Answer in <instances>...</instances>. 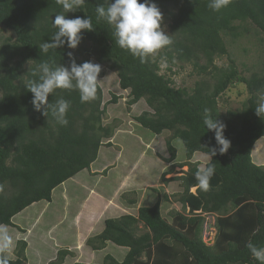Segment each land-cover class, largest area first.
Here are the masks:
<instances>
[{
  "label": "trees",
  "instance_id": "trees-1",
  "mask_svg": "<svg viewBox=\"0 0 264 264\" xmlns=\"http://www.w3.org/2000/svg\"><path fill=\"white\" fill-rule=\"evenodd\" d=\"M152 2L168 13L170 25L165 34L172 43L141 63L115 43L114 29L99 17L96 8L107 6L106 0H84L69 13L56 0H0V32L11 33L10 37L0 36V228L15 227L13 218L35 203H51L56 188L80 172L90 171L100 148L110 146L103 140L113 136L114 128L102 124L107 106L102 108L98 82L95 98L87 103H81L75 89H58L49 97L50 103L59 98L69 101L66 126L37 112L27 89L30 81L38 80L33 71L42 62L70 68L69 52L77 64L90 61L79 60L73 52L91 43L94 48L87 55L117 73L120 89L129 91L127 105L132 107L144 99L152 110L135 121L155 135L172 132V139L182 141L188 160L198 153L209 157L205 168L214 166L215 174L207 190L198 187V164L185 163L189 170L176 179L165 180L163 175L166 183H181L184 191L179 203L187 215L175 212L170 214L171 222L164 219L159 196L153 206L141 207L137 216L106 220L104 230L90 238L88 246L101 251L112 243L128 249L123 261L108 254L102 264H259L247 244L251 241L264 247V166L256 165L252 158L254 145L264 138V120L255 111L264 93V71L245 77L230 55L227 40L243 38L249 30L243 25L253 26L264 37V0H229L218 12L209 8V0ZM58 14L69 19L89 17L93 31L81 33L77 49L64 45L44 52L40 46L57 31L53 20ZM223 57L229 64L219 67L216 60ZM163 62L167 63L166 73H162ZM177 62L192 64L200 76L209 75L212 83L205 77L192 89L178 87L172 78ZM237 84L245 85L248 99L240 110L222 113L221 97ZM118 100L113 95L110 104ZM206 109L227 126L224 136L231 146L226 154H219L215 134L203 123ZM167 145L170 158L165 161L172 163L177 151L170 140ZM213 148L217 149L215 156ZM193 188L195 194L190 192ZM153 192L159 193L157 189ZM123 197L127 200L126 194ZM129 203L135 200L129 199ZM203 213L218 215L212 245L203 240ZM141 224L148 231L138 235ZM18 244L16 259L7 258V264H27V243ZM5 255L0 252V258ZM73 256L61 250L50 264H63Z\"/></svg>",
  "mask_w": 264,
  "mask_h": 264
},
{
  "label": "rangeland",
  "instance_id": "rangeland-1",
  "mask_svg": "<svg viewBox=\"0 0 264 264\" xmlns=\"http://www.w3.org/2000/svg\"><path fill=\"white\" fill-rule=\"evenodd\" d=\"M160 11L164 17L162 27L165 33H168L170 25L168 13L163 9ZM243 27L249 29L244 37L235 42L230 38L227 44L238 70L245 77H250L264 71V37L253 26L243 25ZM0 36L10 37L11 33L0 32ZM93 48L91 43H85L73 54L79 60L89 59L90 62L99 64L95 58L87 55V52ZM201 64L204 65V62L202 61ZM228 64L229 61L225 57L216 60V65L219 67H226ZM99 65L101 72L97 82L103 92L102 108L104 105L107 106L102 124L114 128L113 136L104 139L103 143L110 146H102L101 159L94 170L86 171L83 176L76 177L70 184L66 183L67 185L55 189L51 203L42 202L33 205L12 220L15 227L0 228V231H6L12 239L11 250L6 253L10 260L16 259L19 241L27 243V264H50L57 259L61 250L74 253L73 257L66 258L73 260L71 264H92V262L99 264L108 254L120 259L126 253L125 249L109 244L107 249L101 250V254L96 255L88 247L87 242L103 231L106 220L124 216L126 213L137 215L135 209H130L129 212L128 209L124 210L127 201L124 200L123 195L135 190L138 193L140 191V195L135 197L132 194L127 197L128 201L135 198L139 206H148L151 202L153 204L157 201L159 193L153 192V189H158L160 194H163V198L160 195L161 214L169 222L172 221L171 213L182 212L185 215L188 213L183 211L179 203V196L184 191L181 183L178 181L166 183L162 177L165 175V180L182 177L190 167L185 166L187 165L185 163L198 164L200 168H205L209 157L198 153L188 160L182 141L172 139V132L164 131L161 135H155L137 123L135 117L152 110L148 108L144 99L132 107L128 106L129 91L120 89L117 73L106 65ZM166 67L167 63L163 62L162 73H166ZM173 73L172 78L178 87L192 89L198 80L205 77L212 83L209 75L200 76L199 70H195L190 63L177 62L173 66ZM113 95L119 97L117 104H110ZM248 97L245 85L237 84L221 97L219 107L222 113L227 110H240ZM169 140L177 151V158L172 163L165 161L170 158L167 145ZM106 157L109 163L102 168L105 163L102 159ZM252 158L256 165L264 166V139L255 144ZM181 164L184 166H180ZM133 166L136 172L132 177ZM127 174H130L131 178L125 176ZM123 178H126L125 184L128 187L124 190L120 187ZM190 192L195 194L196 188L191 189ZM96 203H99L100 208L104 210L103 213L95 212ZM202 216H205L203 240L207 244H212L216 236L215 222L218 215L203 213ZM146 231L148 230L141 224L137 233L142 235Z\"/></svg>",
  "mask_w": 264,
  "mask_h": 264
},
{
  "label": "clouds",
  "instance_id": "clouds-1",
  "mask_svg": "<svg viewBox=\"0 0 264 264\" xmlns=\"http://www.w3.org/2000/svg\"><path fill=\"white\" fill-rule=\"evenodd\" d=\"M56 2L62 5L65 12L69 13L80 7L84 0H56ZM228 3L229 0H209L208 6L218 12ZM106 5L97 6L96 11L99 17L104 18L114 29L115 43L120 48L129 51L134 57L139 58L141 63L147 62L149 57L172 43L170 36L165 34L162 27L163 14L152 0H143V2L141 0H106ZM53 26L57 31L40 46L44 52L64 45L70 49H77L82 40L81 33L93 31L89 17L77 16L74 19H69L64 14H58L53 20ZM68 55L71 59L70 68L61 65L52 67L48 62H42L33 71V75H38V80L30 81L27 86V89L33 94L32 104L35 110L47 117L51 115L57 123L63 126L68 124L67 113L70 103L63 98L50 103L49 97L54 95L58 89H75L79 91L81 103H87L95 98L98 76L101 72L99 64L90 61L77 64L72 58V53L69 52ZM29 63L31 64V61ZM255 111L256 115L264 120V93L261 94ZM203 123L208 131L215 134L219 154H226L231 146L230 141L224 136L227 126L214 119L207 109ZM211 152L215 156L217 149L213 148ZM214 174V166L199 168L195 173L198 187L207 190ZM42 202L46 201L33 205ZM29 208L31 207L29 206L16 216L21 215ZM11 247V237L6 231H0V252L6 254L11 250ZM247 248L259 264H264V247H259L249 241ZM0 264H7L6 255L0 258Z\"/></svg>",
  "mask_w": 264,
  "mask_h": 264
},
{
  "label": "crops",
  "instance_id": "crops-1",
  "mask_svg": "<svg viewBox=\"0 0 264 264\" xmlns=\"http://www.w3.org/2000/svg\"><path fill=\"white\" fill-rule=\"evenodd\" d=\"M103 148L101 147L100 148V150H99V155H98V158H97V160L91 165V171H92V169L93 168H95V165H97L98 164V161L101 159V155H100V152H103V150H102ZM110 158V157H109ZM103 160V162H105L104 163V165H102L101 167L103 168V167H105V164L106 163H109L108 162V160H107V157H106V159L104 158V159H102ZM94 170V169H93ZM96 170V172L98 173V171H97V169H95ZM87 170H84V171H82V172H80L79 174H77L76 176H74L73 178H71L70 180H68L67 182H65L64 184H63V186L66 184V183H71V182H73L74 181V179L76 178V177H81V176H83L84 174H85V172H86ZM105 171V170H104ZM103 171V172H104ZM95 172V174H97ZM131 172H132V177H133V175L135 174V169H134V166L132 167V169H131ZM125 176H128V177H130L131 178V176H130V174H127V175H125ZM124 176V177H125ZM127 180H126V178H123V182L120 184L121 186L120 187H122V189L124 190L125 188H128V187H126V184L125 183H127L126 182ZM67 185V184H66ZM164 186H166L165 184H164ZM60 187H62V185L61 186H59L58 188H56V189H59ZM130 188H131V186H130ZM138 190V189H137ZM158 190V189H157ZM56 191V190H55ZM139 191V190H138ZM135 193V194H133V196L135 195V197L139 194L140 195V191H139V193L135 190V191H132V192H129V193H131V194H129V193H127L126 195H127V197L129 198V196H131L132 195V193ZM129 194V195H128ZM169 194V193H168ZM122 195H123V193H122ZM160 195H162V198H163V194H160V192H159V195L157 194V196L159 197ZM128 198H127V200H125V201H127V205H126V207H124V210L126 211L127 209H128V212H129V210L130 209H135L136 210V213H137V215H138V210L141 208V207H144L145 205H140L139 206V203L137 202L138 200L137 199H133V200H135V203L134 204H130L129 203V201H128ZM161 198V199H162ZM158 200V199H157ZM162 201V200H161ZM157 201H155L153 204H152V202L150 203V204H148V206H153L155 203H156ZM49 204V203H48ZM137 204H138V206H137ZM122 207L124 206V205H121ZM95 208H96V210L97 211H95V212H101V213H103L104 212V210L103 209H101L100 208V205H99V203H96V205L94 206ZM94 208V209H95ZM103 211V212H102ZM94 212V213H95ZM99 212H98V214H99ZM91 214H92V212H91ZM125 215H132V216H137V215H133L132 213H126ZM96 217V216H95ZM117 218L119 217V216H116ZM121 217V216H120ZM110 219H112V218H110ZM104 230V229H103ZM111 245L112 243H108L107 244V246H106V248L105 249H107L108 248V245ZM113 245V244H112ZM89 247V246H88ZM91 250H92V252H94L96 255H99V254H101L100 252H102V251H94L92 248H90ZM122 249H125L126 250V253L120 258V259H117L114 255H112V254H110L112 257H114L115 259H116V261H118V262H121V261H123L124 260V258H125V256H126V254L128 253V249L127 248H122ZM74 254V253H73ZM103 261H104V259L102 260V262L101 263H99V264H102L103 263ZM71 262H73V260L71 259V260H65V262L63 263V264H71ZM96 263H98V262H96ZM90 264V263H89ZM92 264H94V262H92Z\"/></svg>",
  "mask_w": 264,
  "mask_h": 264
}]
</instances>
